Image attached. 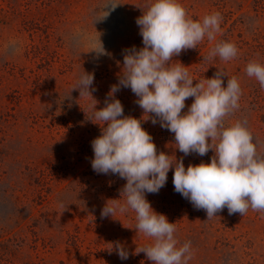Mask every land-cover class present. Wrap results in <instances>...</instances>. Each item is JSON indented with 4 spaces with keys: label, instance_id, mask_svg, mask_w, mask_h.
<instances>
[{
    "label": "rangeland",
    "instance_id": "obj_1",
    "mask_svg": "<svg viewBox=\"0 0 264 264\" xmlns=\"http://www.w3.org/2000/svg\"><path fill=\"white\" fill-rule=\"evenodd\" d=\"M151 3L0 0V264H154L139 252L153 238L136 229L134 211L101 216L109 199L123 202L126 179L98 174L91 164L92 141L102 134L92 120L94 104L100 110L119 99L125 116H144L130 88L121 87L114 97L109 92L120 81L126 50L144 46L137 18ZM180 3L194 20L219 12L221 31L183 50L173 63L182 62L196 80L219 70L227 74L225 86L238 78L240 107L225 123L244 122L264 155V87L246 72L249 62L264 63V0ZM224 41L238 47L235 58L205 59ZM102 44L107 54L96 51ZM85 72L95 74L93 97L76 88ZM193 102L188 98L182 111ZM153 116L142 123L158 152L184 157L186 167L211 162L214 150L184 156L174 133L153 124ZM173 176L174 168L166 185L146 197L176 222L178 246L191 241L189 264H264V210L230 215L225 207L209 218L174 190ZM117 242L128 249L127 260L112 248Z\"/></svg>",
    "mask_w": 264,
    "mask_h": 264
},
{
    "label": "clouds",
    "instance_id": "obj_2",
    "mask_svg": "<svg viewBox=\"0 0 264 264\" xmlns=\"http://www.w3.org/2000/svg\"><path fill=\"white\" fill-rule=\"evenodd\" d=\"M221 22L219 12L194 20L180 0H152L137 18L144 46L126 50L120 81L109 92V97H114L121 87L130 88L144 116H125L119 99H110L100 110L93 105L92 120L102 126V134L92 141V168L98 174H118L127 181L123 202L121 198L109 199L101 216L134 211L136 229L153 238L139 252L146 253L154 264H189L193 258L191 241L178 246L176 222L158 213L146 197L166 185L173 168L174 190L197 209L205 210L209 218L225 207L230 215H244L249 208L264 210V155L244 122L225 123V118L240 107L242 88L238 78H229L225 86L227 74L219 70L212 78L196 80L187 66L172 60L183 50L196 48L205 37L214 40ZM96 51L107 54L103 44ZM238 52L234 43L224 41L205 59L219 56L229 61ZM246 72L264 87V63L251 61ZM94 80V73L85 72L80 77L76 88L81 96L93 97L90 89ZM190 97L194 102L183 112ZM149 114H154L153 124L174 133L175 147L184 156H205L214 150L211 162L186 167L184 157L158 152L153 136L142 123ZM112 248L121 260L129 258L123 244L117 242Z\"/></svg>",
    "mask_w": 264,
    "mask_h": 264
}]
</instances>
